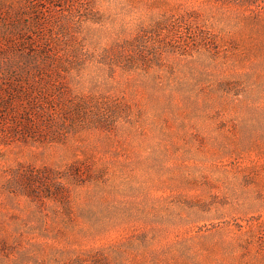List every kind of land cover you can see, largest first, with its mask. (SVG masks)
I'll use <instances>...</instances> for the list:
<instances>
[{
  "label": "rangeland",
  "instance_id": "obj_1",
  "mask_svg": "<svg viewBox=\"0 0 264 264\" xmlns=\"http://www.w3.org/2000/svg\"><path fill=\"white\" fill-rule=\"evenodd\" d=\"M22 70L52 131L0 114V264H264V0H0Z\"/></svg>",
  "mask_w": 264,
  "mask_h": 264
},
{
  "label": "trees",
  "instance_id": "obj_2",
  "mask_svg": "<svg viewBox=\"0 0 264 264\" xmlns=\"http://www.w3.org/2000/svg\"><path fill=\"white\" fill-rule=\"evenodd\" d=\"M235 1L250 2L251 0ZM16 75L9 79L11 80L10 84H3L0 87V114L5 110L7 116L13 115L14 120H16L14 124L18 125L20 123L23 128V136L51 132L52 130L46 131L44 129V127L48 128V122H45L46 118L43 117H47V120L50 117L44 105L45 95L47 94L45 84L35 79L39 75L30 76L24 70L20 72V75L18 73ZM70 108L83 116L90 117L88 113L90 107L84 101L71 104ZM60 123L61 121L56 122V124Z\"/></svg>",
  "mask_w": 264,
  "mask_h": 264
}]
</instances>
